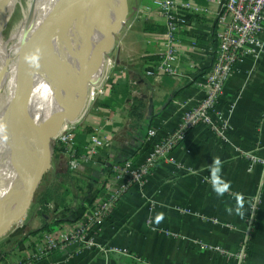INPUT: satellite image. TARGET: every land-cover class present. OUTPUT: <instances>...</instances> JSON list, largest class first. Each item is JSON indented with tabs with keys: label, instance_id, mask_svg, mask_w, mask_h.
<instances>
[{
	"label": "crops",
	"instance_id": "crops-1",
	"mask_svg": "<svg viewBox=\"0 0 264 264\" xmlns=\"http://www.w3.org/2000/svg\"><path fill=\"white\" fill-rule=\"evenodd\" d=\"M128 8L125 27L115 36L116 51L105 60L111 77L102 79L103 85L110 84L98 98L105 111L98 114L95 109L86 117L93 131L76 150L89 155L95 131L106 138V145L84 169L69 168L71 178L84 188L68 194L74 202L68 214L35 230H28L30 224L12 230L0 240V264H237L232 254H237L248 230L250 206L231 192L247 198L259 195L245 264H264V53L236 67L219 103L230 116L227 142L206 126L195 127L171 154L192 172L180 173L167 163L156 166L144 187L132 188L92 231L89 238L104 250L70 241L44 252L49 236L77 229L85 212L81 200L92 208L95 198L107 194L113 179L111 174L96 178L101 162H143L150 147L147 132L153 129L165 137L203 98L200 81L217 50L221 0H128ZM169 36L179 48L176 65L184 74L180 80L155 72L168 50ZM237 148L260 161L253 171ZM217 246L232 257L208 250ZM111 248L124 252L109 253Z\"/></svg>",
	"mask_w": 264,
	"mask_h": 264
},
{
	"label": "built area",
	"instance_id": "built-area-1",
	"mask_svg": "<svg viewBox=\"0 0 264 264\" xmlns=\"http://www.w3.org/2000/svg\"><path fill=\"white\" fill-rule=\"evenodd\" d=\"M218 24L219 30L216 33L218 46L213 63L204 72L203 79L200 81V86L204 93L200 103L195 108L185 111L176 129L165 137L160 138L153 129L147 132L150 147L143 162L141 160L137 161L135 158L113 163L101 162L100 171L97 173L96 178L106 179L111 174L113 179L111 182L112 186H108L105 189L107 193L105 197L94 199L92 208L88 207L87 201L81 200L80 206L81 209H85V212L79 219L77 229L70 234H59L55 237L49 236L48 246L44 250L45 253H50L56 250L59 245L70 241L81 242L88 247L104 250L102 247L96 246L92 238H89L92 236V231H94L93 227L111 216L115 203L117 202L118 204L132 188H143L152 170L160 163H167L180 173L187 172L184 164L174 160L171 154L176 146L184 141L187 134L195 127L206 126L222 142L228 141L226 133L231 129L230 116H227L225 112L219 109V103L225 95L227 85L234 76L236 67L247 58H259L264 53V0H221ZM171 29L175 30V28ZM167 41L168 50L157 63L155 72L170 75L180 80L184 74L179 72V68L176 65L179 59V48L176 40L170 36ZM201 53H203V50H201ZM155 72L150 73V75H155ZM229 113H233V107L229 110ZM89 141L92 145L89 149L90 154L79 159L75 157L73 138L64 140V148L67 149L68 147L67 152L71 155L68 166L72 171L84 169L92 158L96 160L98 158V150L102 149L107 142L106 138L98 131L90 136ZM243 156L250 161L248 171H253L256 164L260 161L254 155L246 154ZM230 195L235 199L246 200L245 202L249 203L250 206L248 214L250 216L247 221L248 230L245 232V237L237 254H232L237 264H245L248 260L250 249L248 239L255 223L260 198L259 195L252 198H247L240 194L230 193ZM182 212L186 211L182 210ZM208 250L220 252L227 257L231 256L229 252L218 246L208 248ZM110 252L123 253L124 251L118 248H111L109 249Z\"/></svg>",
	"mask_w": 264,
	"mask_h": 264
},
{
	"label": "bare ground",
	"instance_id": "bare-ground-1",
	"mask_svg": "<svg viewBox=\"0 0 264 264\" xmlns=\"http://www.w3.org/2000/svg\"><path fill=\"white\" fill-rule=\"evenodd\" d=\"M2 7L3 2L0 0V92L7 84L10 63L9 52L2 41ZM123 10L122 0L72 1L57 46L52 55L48 56L51 70L61 75L62 84L66 83L61 107L55 109L59 121L73 115L82 103V95L78 94L80 88L74 79L78 77L85 81L94 79V74L87 69L93 62L97 63L98 67L101 66L103 52L113 45L112 39L107 38L106 33L122 18ZM98 37L99 53L96 54L94 41ZM65 50L67 61L70 64L69 70L65 65L62 67L57 64L55 60V54ZM37 76L34 87L15 95L9 103L8 112L0 118V125L5 126L0 129V218L3 220H0V232L4 229L8 217L12 216L13 221L21 217L29 202V195L23 189L27 188L36 169L47 165V153L43 149L25 165L10 167V163L20 151L32 142L43 139L50 127L49 98L53 100L56 97L57 87L55 81L50 78L49 87L46 90L42 75L39 73ZM40 123H42V128L39 127ZM11 147L15 149L16 155L6 164H2L4 155ZM21 170L24 171L22 174ZM19 180L20 183L13 198L8 202V193L14 182ZM18 194H21L22 207L20 212L15 213L13 202Z\"/></svg>",
	"mask_w": 264,
	"mask_h": 264
},
{
	"label": "rangeland",
	"instance_id": "rangeland-1",
	"mask_svg": "<svg viewBox=\"0 0 264 264\" xmlns=\"http://www.w3.org/2000/svg\"><path fill=\"white\" fill-rule=\"evenodd\" d=\"M3 1V24L1 26V33L3 44L9 52L10 63L8 67L9 77L7 84L0 92V118L8 112L9 103L15 95L18 93H24L34 87L38 78L36 75L38 72L37 63L43 57L51 56L55 50L62 34L64 24L68 18V13L73 0ZM48 4L51 5L48 23L46 27L44 26L43 29L39 30L40 39L38 40V49L36 53L33 54L29 39L30 30H33L35 26H41L44 17V10ZM130 13L133 14L135 12L131 10ZM123 27H125V24L122 26V29ZM121 30L118 34H120ZM121 43L122 41L120 44ZM115 51L116 48L112 49L105 56L106 60L110 58ZM105 72L106 73L102 79L107 75L111 77L109 71ZM103 84V80H101L98 85L89 86L87 103L79 120L76 122H66L61 131L51 140V168L35 183L31 205L26 215L16 225H13L11 231L21 227L23 228L29 224L30 228L28 230H35V228L42 226V224H45L46 222H52L61 216H64V214H68L72 208L74 202L72 203L71 201L70 203L68 194L72 193V191H81L84 188V185L82 182H78L70 176L71 173L67 163L69 159H71V155L67 152L68 147L67 149L64 148L63 142L65 139L69 140L73 138L75 157L79 159L84 157V155H81V153L76 150V147L78 145L83 146L85 144V137L93 131L91 130L89 123H87L86 117H88L89 113H91V111L95 112V109L99 111L98 114L101 111H105L101 110L105 108H99L100 103L98 102L100 99L98 98L104 93L105 86L110 83ZM65 86L66 83L64 82L63 90L65 89ZM113 93H115V90ZM235 151L241 156L249 154L239 148ZM15 155V149L12 147L9 148L1 163L6 164L9 160L14 158ZM184 166L188 173L192 172L191 168H187L186 165ZM25 188L26 187L23 189L24 191ZM231 194L235 193L231 192ZM240 199H237L238 202L243 204L247 203L245 202L246 200L242 201L243 199ZM20 200L21 194H18L13 202L14 209L18 206ZM116 205L117 202L114 207H116ZM27 214L28 217L26 218ZM24 221L25 223L23 224ZM10 232L1 237L0 240L9 236ZM16 235L20 236L19 234ZM16 239H19V237Z\"/></svg>",
	"mask_w": 264,
	"mask_h": 264
},
{
	"label": "water",
	"instance_id": "water-1",
	"mask_svg": "<svg viewBox=\"0 0 264 264\" xmlns=\"http://www.w3.org/2000/svg\"><path fill=\"white\" fill-rule=\"evenodd\" d=\"M2 2H4V1L2 0ZM122 3H123V7H124L122 18L119 20V22L117 24H115L114 26H111V28L106 33L107 38L112 39L113 45L107 51L103 52V54H102L103 60H102L100 67L97 66V63L93 62V64L87 69L90 73L94 74L93 80H86V81L80 80L79 77L74 79L77 86L80 88V89H78L79 90L78 94L82 95L83 100H82V103L80 104V106L78 107L77 111L73 115L65 118V120L63 119V120L59 121L57 118L58 113L55 110L56 108L60 109L61 103H62V98L64 96V90H63L61 75L58 72H54L53 70H51L50 59L46 56L43 57L37 63V66H38L37 74L40 73V75H42L44 86L46 87V90L49 87L48 82H49L50 78H52L55 81L54 83L57 87L56 97L53 100H50V98H49L50 121H51L50 127L47 130V133L45 134L46 136L43 139L32 142L31 144H29L28 146L23 148L20 151V153L12 160V162L10 163V167H14L16 165H25L36 155V153L42 151L43 149H45L46 153H47V156H46L47 165L38 167L36 169V171L34 172V174L31 176L30 182H29L27 188L25 189V192L27 193V195H29L28 205L23 210V213H22L20 218L13 221L12 216L8 217V220L6 221L4 229L0 232V238L3 237L4 235H6L8 232H10L13 225H16L26 215V213H27V211L31 205L32 193L34 191L35 183L37 181H39L43 177V175L51 168V152H50L51 140L61 131V129H62V127L66 121L67 122H76L79 120L80 116L82 115V113L85 109L86 103H87L89 86H96L102 80V77H103L104 72H105V60H106L105 56L113 49V46L115 43V36L122 29V26L127 21V16H128V12H129L128 0H122ZM50 10H51V5L48 4L44 10V17H43V21H42L41 26H35V28H33V30H30L29 39H30L31 49H32L33 54H35L37 49H38V40L40 39V34H39L40 31L39 30L43 29L44 26L46 27V25L48 23V18L50 15ZM98 45H99V37L96 38L94 41V48H95L96 54L99 53V46ZM55 60H56L57 64L61 65L62 67L65 65L66 69L69 70L70 64L67 61L66 50L64 52H61V51L57 52L55 54ZM48 97H49V95H48ZM39 127L42 128V123L39 124ZM23 172L21 170V174ZM19 183H20V180L18 182L17 181L14 182V184H13L12 188L10 189V192L8 193V196H7L8 202L13 198V194L16 191ZM21 207H22V198H21L18 206L14 209L15 213L20 212ZM0 220L3 221L1 218H0Z\"/></svg>",
	"mask_w": 264,
	"mask_h": 264
},
{
	"label": "trees",
	"instance_id": "trees-1",
	"mask_svg": "<svg viewBox=\"0 0 264 264\" xmlns=\"http://www.w3.org/2000/svg\"><path fill=\"white\" fill-rule=\"evenodd\" d=\"M190 19V18H189ZM98 103H100L99 105H100V107H102V106H105V104H103L104 103V101H103V99H101ZM79 151V150H78ZM59 222H57L56 224H58ZM100 224H96V226L95 227H93V228H96V227H98ZM45 229H47V230H49V231H51V228H50V226H46V228Z\"/></svg>",
	"mask_w": 264,
	"mask_h": 264
},
{
	"label": "clouds",
	"instance_id": "clouds-1",
	"mask_svg": "<svg viewBox=\"0 0 264 264\" xmlns=\"http://www.w3.org/2000/svg\"><path fill=\"white\" fill-rule=\"evenodd\" d=\"M5 126H3V125H0V129H2V128H4ZM216 164L218 165L219 164V162L217 161L216 162Z\"/></svg>",
	"mask_w": 264,
	"mask_h": 264
}]
</instances>
